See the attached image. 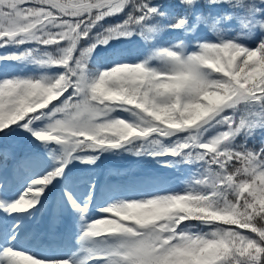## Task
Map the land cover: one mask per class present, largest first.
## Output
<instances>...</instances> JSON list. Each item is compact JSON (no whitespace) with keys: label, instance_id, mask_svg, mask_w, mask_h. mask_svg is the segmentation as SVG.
I'll return each mask as SVG.
<instances>
[{"label":"snow or ice","instance_id":"snow-or-ice-1","mask_svg":"<svg viewBox=\"0 0 264 264\" xmlns=\"http://www.w3.org/2000/svg\"><path fill=\"white\" fill-rule=\"evenodd\" d=\"M0 50V264H264V0H0Z\"/></svg>","mask_w":264,"mask_h":264},{"label":"trees","instance_id":"trees-1","mask_svg":"<svg viewBox=\"0 0 264 264\" xmlns=\"http://www.w3.org/2000/svg\"><path fill=\"white\" fill-rule=\"evenodd\" d=\"M0 51H3V50H0ZM135 54H136V53H133V55H135ZM106 55H107L106 52H101V53H100L101 61H103V58L106 57ZM131 159H133L132 161H135V159H137V158L132 157ZM112 160H115V158L104 159L102 165H104L106 162H108V161H112ZM146 165H148V166H152L151 164H146Z\"/></svg>","mask_w":264,"mask_h":264},{"label":"rangeland","instance_id":"rangeland-1","mask_svg":"<svg viewBox=\"0 0 264 264\" xmlns=\"http://www.w3.org/2000/svg\"><path fill=\"white\" fill-rule=\"evenodd\" d=\"M135 164V163H134ZM132 164V165H134ZM131 164L127 163V162H124V160H118V164H115V165H112V166H108L111 167V168H120V167H129V166H132Z\"/></svg>","mask_w":264,"mask_h":264}]
</instances>
